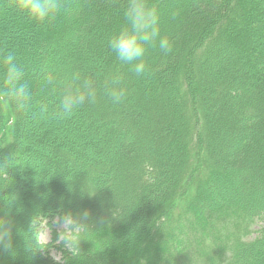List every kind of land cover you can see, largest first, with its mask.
<instances>
[{
  "label": "trees",
  "instance_id": "obj_1",
  "mask_svg": "<svg viewBox=\"0 0 264 264\" xmlns=\"http://www.w3.org/2000/svg\"><path fill=\"white\" fill-rule=\"evenodd\" d=\"M125 2L64 0L36 24L0 0V53L26 68L36 99L54 98L49 73L101 89L120 75L127 89L64 121L0 97V216L14 221L0 264H264V0H151L173 51L150 49L141 77L107 46ZM82 209L92 227L69 252L57 217Z\"/></svg>",
  "mask_w": 264,
  "mask_h": 264
},
{
  "label": "clouds",
  "instance_id": "obj_2",
  "mask_svg": "<svg viewBox=\"0 0 264 264\" xmlns=\"http://www.w3.org/2000/svg\"><path fill=\"white\" fill-rule=\"evenodd\" d=\"M18 10L26 14L36 24L54 22L64 11V0H16ZM124 27L115 32L107 41V46L116 59L131 66V72L137 77L153 74L146 55L157 48L165 55L173 51V43L161 36L159 15L151 0H126L122 9ZM26 68L17 61L12 52L0 53V97L11 101L17 110L24 112L36 110L43 116L57 121L71 119L86 105H94L103 91L113 104L118 105L126 99L127 89L123 77L115 75L111 83L101 89L92 76L75 72L70 79L60 82L49 73L43 79V86L52 93L53 99H36ZM11 164V161H5ZM62 226L57 242H63L67 251L79 243L81 233L92 227V212L82 209L75 213L69 211L57 217ZM14 221L10 215L0 216V251L14 254Z\"/></svg>",
  "mask_w": 264,
  "mask_h": 264
},
{
  "label": "rangeland",
  "instance_id": "obj_3",
  "mask_svg": "<svg viewBox=\"0 0 264 264\" xmlns=\"http://www.w3.org/2000/svg\"><path fill=\"white\" fill-rule=\"evenodd\" d=\"M48 118H50V117L48 116ZM43 124L45 125L46 123H43ZM43 124H40V126L43 127L44 126ZM29 144H30V147L33 148V141L31 143H29ZM25 179H27V178H25ZM22 196H23L22 192H19L18 197L15 198V199L16 200H19ZM38 232H39L40 239H41L42 242H49V241H51V239H52V230L47 225V221H44L43 222V224L39 227ZM52 255H53V257L56 260H60L61 259V254L58 253L55 250L52 253ZM16 256L19 258V260H20L21 263H26L28 261L27 250H24L23 252L17 253Z\"/></svg>",
  "mask_w": 264,
  "mask_h": 264
}]
</instances>
